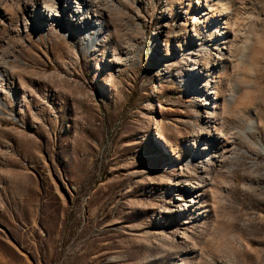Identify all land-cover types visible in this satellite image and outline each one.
I'll use <instances>...</instances> for the list:
<instances>
[{"label": "rangeland", "instance_id": "1", "mask_svg": "<svg viewBox=\"0 0 264 264\" xmlns=\"http://www.w3.org/2000/svg\"><path fill=\"white\" fill-rule=\"evenodd\" d=\"M75 1L0 0V264H264V0Z\"/></svg>", "mask_w": 264, "mask_h": 264}, {"label": "bare ground", "instance_id": "2", "mask_svg": "<svg viewBox=\"0 0 264 264\" xmlns=\"http://www.w3.org/2000/svg\"><path fill=\"white\" fill-rule=\"evenodd\" d=\"M51 2V0H48ZM80 1V3H84L83 4V8L84 10H76V9H73L72 7H68V9L70 10V13H75L77 19H79L82 15H84L82 12H86L88 7H90V2H86V1H82V0H77V2ZM82 1V2H81ZM49 2V3H50ZM75 1V3H77ZM207 2V1H206ZM55 3L58 5V3L56 2L55 0ZM54 5V0H52V7ZM81 6V5H80ZM82 7V6H81ZM79 7V8H81ZM220 14H224L226 13V8L223 7L222 9L220 8ZM53 9L51 10H39L38 14L41 16V17H47L49 19H54L56 17V15L54 14V12H52ZM59 17V16H58ZM83 21V20H82ZM218 22H219V19L215 20V27H216V31H219L220 29L218 28ZM84 23V21H83ZM213 23V22H212ZM211 23V24H212ZM86 25V23H84ZM95 25V23H93ZM215 35H220L219 32H217ZM225 37V36H223ZM93 39L91 38L90 41H92ZM212 40V38L210 39ZM250 41V39H249ZM218 44V43H217ZM216 44V45H217ZM248 45H245L242 49V53H241V56H240V62L242 64H245V65H248V59L250 58V53H251V44H252V41L250 42H247ZM218 64V63H217ZM217 64H215L213 66V73L215 71H219L222 69V73H226V71L228 70V66L230 65V62L228 60H221V65H218L217 69H216V66ZM250 68V67H249ZM195 73V72H194ZM206 76L208 77H213L210 75L209 72H207ZM198 77V76H197ZM181 84H183V81H185L186 83V80H185V77L181 79ZM218 81H219V77L217 78V80L214 82V84H212L211 86L209 85H205L206 88H209L210 91H212V93L217 97L218 95H223L226 99H227V102H230L231 101V98H234L235 95L237 94L238 92V88L237 86H229L228 84H225L222 88H220L218 85ZM202 80H201V84H202ZM187 84V83H186ZM188 85V84H187ZM253 130V126H252V123L250 122L249 124V128H248V131H252ZM196 147V146H195ZM226 147V146H225ZM263 152H264V148H262ZM196 152V151H195ZM197 153H194V155H196Z\"/></svg>", "mask_w": 264, "mask_h": 264}]
</instances>
